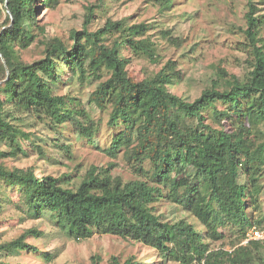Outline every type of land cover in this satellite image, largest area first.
I'll list each match as a JSON object with an SVG mask.
<instances>
[{
    "label": "trees",
    "instance_id": "trees-1",
    "mask_svg": "<svg viewBox=\"0 0 264 264\" xmlns=\"http://www.w3.org/2000/svg\"><path fill=\"white\" fill-rule=\"evenodd\" d=\"M62 2L0 0V14L8 12L0 24V229L47 217L56 237L117 235L156 249L163 264H264V240L242 243L254 228L264 229V13L256 1L248 0L243 29L247 72L241 77L217 65L211 84L194 100L170 90L184 78L173 61L151 76H132L129 54L154 58L149 24L127 26L106 17L109 0L86 5L72 42L47 34L38 14ZM153 2L166 10L176 0ZM39 35L42 56L25 59ZM73 78L81 85L98 82L89 103L119 128L103 150L112 159L122 153L137 178L113 174L110 163L91 165L75 183L72 172L56 176L9 163L47 155L32 130L37 119L48 120L51 129L71 124L80 138L95 142L101 122L78 107L71 90L61 92ZM161 201L195 216L203 230L187 216L165 219L157 211ZM1 233L0 264H27L13 259L28 252L55 258L28 242L47 236L45 230L33 226L11 240ZM218 241L231 249L213 247ZM109 264L141 262L112 256Z\"/></svg>",
    "mask_w": 264,
    "mask_h": 264
},
{
    "label": "rangeland",
    "instance_id": "rangeland-1",
    "mask_svg": "<svg viewBox=\"0 0 264 264\" xmlns=\"http://www.w3.org/2000/svg\"><path fill=\"white\" fill-rule=\"evenodd\" d=\"M94 1L63 0L57 9L43 7L38 14L39 27L44 26L50 36L57 35L66 42H72L70 39L72 30L82 28L86 5ZM255 1L261 9L259 13H264L262 0ZM248 9V0H176L166 10L160 9L153 0H109L105 16L122 20L127 26L139 22L149 24L146 36L152 42L154 58L149 55L129 54L133 59L130 73L135 79L151 76L169 61H173L182 70L184 78L170 85V90L194 100L211 84L217 73V65H222L229 73L241 77L247 72L248 40L243 29L246 28ZM7 13L4 10L0 14V24L5 21ZM103 24L104 20L99 23L100 26ZM97 26L98 23L93 28ZM42 38L43 35H39L34 44L23 52L25 59L31 61L42 56V45L39 42ZM97 85L98 82L92 80L81 85L73 78L61 90V92L71 90L72 95L77 98L78 107L85 108L95 120L101 122L94 143L80 138L71 124L51 129L48 120L37 119L32 130L36 133L37 140L45 145L47 155L41 159L35 154L9 163L21 167L38 166V173L56 176L72 172L75 183L81 181V174L91 165L107 166L110 163L114 164L113 174L121 175L125 180L137 178L130 171L122 153L112 159L103 150L111 144L112 137L119 128L108 125L107 111H101L89 103V96ZM262 202L264 204V193ZM156 205L157 211L165 214V219L174 220L187 216L198 229L203 230V224L199 219L184 213L182 209L175 208L167 201H161ZM33 226L49 234L43 238L29 237L28 242L38 245L43 252L53 254L54 260L49 262L31 252L13 260L27 264H92V258L98 257L97 264H109L111 257L116 256L120 262L135 257L141 264H163L156 249L117 235L96 234L83 241L56 237L54 226L47 217L23 219L18 225H7L0 231L4 240H11ZM223 246L227 250L231 249L230 243L224 241L213 243L215 248ZM262 252L264 256V248ZM166 264L180 263L169 261Z\"/></svg>",
    "mask_w": 264,
    "mask_h": 264
},
{
    "label": "built area",
    "instance_id": "built-area-1",
    "mask_svg": "<svg viewBox=\"0 0 264 264\" xmlns=\"http://www.w3.org/2000/svg\"><path fill=\"white\" fill-rule=\"evenodd\" d=\"M251 239L264 240V229L254 228L248 233V237L242 243L246 244Z\"/></svg>",
    "mask_w": 264,
    "mask_h": 264
},
{
    "label": "water",
    "instance_id": "water-1",
    "mask_svg": "<svg viewBox=\"0 0 264 264\" xmlns=\"http://www.w3.org/2000/svg\"><path fill=\"white\" fill-rule=\"evenodd\" d=\"M6 6H7V3H6Z\"/></svg>",
    "mask_w": 264,
    "mask_h": 264
}]
</instances>
